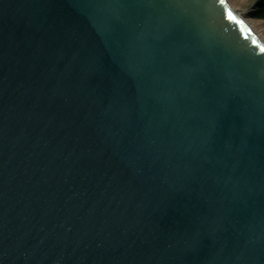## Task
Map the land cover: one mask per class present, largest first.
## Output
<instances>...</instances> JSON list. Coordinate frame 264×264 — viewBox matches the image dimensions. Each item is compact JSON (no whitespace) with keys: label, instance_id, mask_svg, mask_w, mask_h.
Listing matches in <instances>:
<instances>
[{"label":"water","instance_id":"1","mask_svg":"<svg viewBox=\"0 0 264 264\" xmlns=\"http://www.w3.org/2000/svg\"><path fill=\"white\" fill-rule=\"evenodd\" d=\"M262 49L229 0H0V264H264Z\"/></svg>","mask_w":264,"mask_h":264},{"label":"rangeland","instance_id":"2","mask_svg":"<svg viewBox=\"0 0 264 264\" xmlns=\"http://www.w3.org/2000/svg\"><path fill=\"white\" fill-rule=\"evenodd\" d=\"M229 2L264 41V20L254 15L256 0H229Z\"/></svg>","mask_w":264,"mask_h":264},{"label":"trees","instance_id":"3","mask_svg":"<svg viewBox=\"0 0 264 264\" xmlns=\"http://www.w3.org/2000/svg\"><path fill=\"white\" fill-rule=\"evenodd\" d=\"M256 7L254 9V15L264 20V0H256Z\"/></svg>","mask_w":264,"mask_h":264},{"label":"snow or ice","instance_id":"4","mask_svg":"<svg viewBox=\"0 0 264 264\" xmlns=\"http://www.w3.org/2000/svg\"><path fill=\"white\" fill-rule=\"evenodd\" d=\"M221 4L225 3V0H220ZM226 15L230 20L236 21L237 24H242V21L237 20V17L234 15L233 11L229 8V9H225ZM255 43V41H253ZM262 51H264V49H262Z\"/></svg>","mask_w":264,"mask_h":264}]
</instances>
